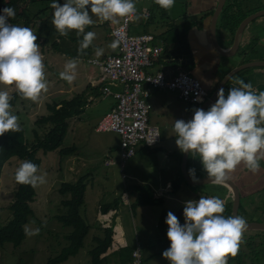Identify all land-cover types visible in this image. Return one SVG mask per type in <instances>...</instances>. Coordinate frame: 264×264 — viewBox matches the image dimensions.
Masks as SVG:
<instances>
[{
  "label": "crops",
  "instance_id": "obj_1",
  "mask_svg": "<svg viewBox=\"0 0 264 264\" xmlns=\"http://www.w3.org/2000/svg\"><path fill=\"white\" fill-rule=\"evenodd\" d=\"M58 2L63 4L65 0H58ZM176 2L178 5L181 4L184 10L178 15H175L172 7L168 10L162 9L155 4L154 0H134L136 14L128 26V34L131 36L151 34L162 43L163 54L153 60L152 66L145 70L147 73L163 72L167 76H173L177 72H187L198 80L207 92V98L200 105H192L179 101L175 93L153 91L150 94L148 98V122L157 127L159 142L154 148L147 149L142 146L135 148L133 156L124 164L122 172L126 178L123 183H121L117 165L104 166L102 162V167L113 170H107V172L93 169L88 174L79 173L84 162L77 154L76 146L84 142L82 137L83 126L87 123L88 128H92L96 132L97 122L110 111L113 105V100L110 97H102L100 93L102 85L98 84V69L87 67L86 70H83L82 65L86 60L85 57L81 58L79 73L76 67L75 80L71 84L62 80L60 76L52 79L45 74L48 89L47 92L42 93L38 102L18 99L11 106L13 114L18 116L20 128L24 129L22 124L27 121L24 113L41 111L38 115L44 116L47 114L46 105L68 101L78 95L86 101L82 112L66 121L67 128L61 146L66 140L70 145L60 147L74 146L75 152L71 156L64 157L62 164L60 161L62 158H60L56 169L44 170L46 172H63L57 183L47 187L48 194H57L56 190L61 183H71L80 176H86L84 202L80 213L88 224L89 231L83 239L82 248L75 255L81 264H90L88 251L93 246V239L101 237L102 230L105 228L112 231V241L104 255L106 264H130V252L135 244L138 245L142 264H169V261L162 256V253L170 246V241L167 238L168 225L165 223L167 213L171 211L183 224V207L185 201L188 200H199L201 196L219 197L225 202L223 215L225 217L231 216L232 193L226 184L214 185L208 182L194 185L186 182L182 177L183 182L179 184L176 190H171L170 184L178 175L182 155L175 143L173 125L175 120L188 121L190 117H193V110L196 108L208 110L217 100L219 89L224 88L225 95H227L231 87L239 86L236 84L237 79L243 80L245 83L250 82L257 92L264 91V0H228V4H231L232 7L229 14L235 18L242 16L243 20L255 12H262L259 17L245 25L238 38L237 47L232 54L229 51L235 30L242 20L234 29L228 25L224 27L219 22V11L214 24V38L217 47L214 48L210 38V21L217 0H175ZM52 3L53 1L37 0L30 6L29 10L33 14L46 15L54 11L51 7ZM145 14L148 16L146 17ZM137 16L139 19L136 18ZM93 20L95 22L86 27L96 33V38L89 49L95 52L96 48H103L104 52H110L93 59H102L107 55L116 54V48L108 47L114 42L109 37V28L114 24L100 22L94 16ZM100 26L105 29L100 30ZM55 37L58 41L69 40L73 43L82 39V36L77 37L76 33L66 37L58 34ZM54 44L55 46L52 44L50 47L53 49L52 52L42 55L43 63L49 62L56 65L57 70L64 71L65 64L60 61V57H64L61 54L64 53L58 50L56 42ZM106 48L110 50L106 51ZM87 61H85L86 65ZM48 66H45L46 70L49 69ZM0 90L8 91L9 95L15 91L13 87L4 85L0 87ZM111 90H116V88L111 87ZM102 98H110L108 111L103 115L94 117L89 113L88 116L86 115L84 119H81L84 110L91 109V104ZM33 130L36 129L31 128V135ZM113 158L107 157V159L116 161L117 155ZM260 163V169L256 173H252L243 164L239 165L230 174L231 178L228 181L233 185L238 195L236 215L244 217L247 223L264 225V160ZM12 166L16 168L17 164L13 163ZM189 169H195V176L198 180L207 178L199 159L192 158L187 154L186 175L188 179L193 181L190 178ZM116 171L118 175L117 186L113 187L110 185L109 179L112 178L111 175L117 176ZM97 175H100L99 180L94 178ZM63 179L64 181H61ZM122 185H124V190ZM137 186H146L152 197L161 200V203L131 208L136 196L132 189ZM87 192L89 194L88 203L85 202ZM122 193L127 196V205L120 200ZM65 198L58 195V204ZM113 201L116 202V206L112 211L104 215L97 212L99 206L110 204ZM38 203L43 204L45 202H37L35 195L30 204ZM59 231H61L59 235L63 247H65L67 243L64 238L69 234L70 229L63 227ZM241 239L246 241L254 239L257 248L262 249L264 247L263 230H245ZM62 243L57 241L55 245L61 250L63 248L61 247ZM241 244L239 243V246ZM7 245L4 244L3 246ZM40 246L46 248L49 244L44 239ZM120 249H128L129 253H123L120 256ZM242 250L244 249L242 248ZM228 264L230 263L228 262ZM257 264H264V258H260Z\"/></svg>",
  "mask_w": 264,
  "mask_h": 264
},
{
  "label": "clouds",
  "instance_id": "obj_2",
  "mask_svg": "<svg viewBox=\"0 0 264 264\" xmlns=\"http://www.w3.org/2000/svg\"><path fill=\"white\" fill-rule=\"evenodd\" d=\"M162 9L174 6L175 0H154ZM51 24L66 37L75 30L79 41L78 52L88 49L96 33L85 32L95 21L118 24L121 19L136 13L134 0H53ZM15 10L0 9V85L13 87L24 100L38 102L47 92L45 65L40 52L38 37L31 28L12 25L10 18ZM139 19V17H136ZM118 41L109 44L115 49ZM103 48H96L101 56ZM76 60H69L59 76L71 84L75 80ZM225 95L220 88L217 100L208 110L196 108L191 120H175L173 132L176 146L182 154L198 158L207 180L223 185L230 174L243 164L256 173L264 160V91L257 92L252 84L237 79ZM8 91L0 90V136L19 132L18 116L11 111ZM38 166L24 161L17 168L15 181L33 188L45 183V176L38 174ZM193 182H199L195 169H189ZM225 202L219 197H204L185 201L184 223L171 211L167 213V238L170 246L162 253L169 264H228V255L235 257L243 232L247 228L244 217H225ZM39 229L34 233L38 234Z\"/></svg>",
  "mask_w": 264,
  "mask_h": 264
},
{
  "label": "trees",
  "instance_id": "obj_3",
  "mask_svg": "<svg viewBox=\"0 0 264 264\" xmlns=\"http://www.w3.org/2000/svg\"><path fill=\"white\" fill-rule=\"evenodd\" d=\"M37 0H0V9L10 7L15 10V17L9 19L10 24H19L24 27H29L34 23L35 18H40L42 15L31 14L29 8ZM51 1V0H42ZM231 4L225 0L222 9L220 10L219 22L222 26L235 28L242 20V16L236 18L230 15ZM41 12L43 10H40ZM44 16V15H43ZM55 46V44H53ZM11 106L18 99H22L16 91L11 95ZM86 101L80 95L74 96L68 101H61L58 103H51L45 106L47 112L44 116H39L33 121L36 127H46L42 134L37 133V129L32 131V140L27 142L24 139L23 130L20 128L19 132H9L0 136V174L3 165L11 158H15L20 166L24 161H31L40 166V159L37 157V152L42 155L56 152L60 158L71 156L75 152V147L60 148L62 140L66 133V121L72 117L78 116ZM16 173V172H15ZM15 173H13L14 189L11 193V201L7 207L10 212V219L2 226H0V248L4 244H9L13 248L21 245L25 238L24 225L29 218L33 217V212L29 207L35 196L34 188L29 185H20L15 181ZM86 176H80L71 183H61L56 192L59 196L66 197L59 202L62 213L54 216V220L61 225V227L69 228L70 232L65 236L66 246L60 252L46 260L44 264H60L68 258L75 256L83 246V239L89 231L88 224L81 216V208L83 206V195L85 190L84 181ZM183 182V178L178 172L176 178L171 182V190L177 189L179 184ZM135 193V199L131 206L139 207L146 205H159L161 200L154 199L149 189L146 186H137L132 189ZM116 206L113 201L110 204L101 205L98 207L99 214H106L112 211ZM112 231L105 228L102 230V236L93 239V246L88 251L90 264H106L104 255L111 244ZM240 246L245 250L240 249ZM239 246L238 253L235 257L228 255V262L230 264H257L260 258H264V247L257 248V243L254 239H248ZM132 251V250H131ZM123 253H129L128 249H120V256ZM131 254V252H130Z\"/></svg>",
  "mask_w": 264,
  "mask_h": 264
},
{
  "label": "rangeland",
  "instance_id": "obj_4",
  "mask_svg": "<svg viewBox=\"0 0 264 264\" xmlns=\"http://www.w3.org/2000/svg\"><path fill=\"white\" fill-rule=\"evenodd\" d=\"M53 1V0H51ZM172 10L175 11V15L183 12V7L181 4L178 5L176 2L172 7ZM53 12L41 16L39 19L35 18L34 23L30 25V28L37 35L38 41L37 43L40 45L41 54L52 52L50 49L51 45L56 42V46H58V50L64 57L69 59H65L64 57H60V61L63 64H66L69 60L75 59L77 64V71L79 73V68L81 67V58L85 57L84 63L82 65L83 70H86L87 67H90L88 64L86 65L87 60H94L95 52L91 49H86L83 52H78L79 42H72L69 40L58 41L56 37L58 33L54 29L51 24ZM33 14V13H31ZM19 25V24H13ZM21 26V25H19ZM100 30L105 29L100 26ZM91 31L88 28L85 29V32ZM76 32L72 30L69 32L70 35H74ZM109 51V48L105 49ZM110 52H103V55L109 54ZM99 56V57H101ZM108 56V55H107ZM100 60V59H98ZM48 66L49 69L46 70L45 74L52 79H55L56 76H59L61 70H57L56 65H53L49 62L44 64ZM55 75H54V74ZM2 85H0L1 87ZM11 95V94H10ZM110 98H102L91 104V109L84 110V115L81 119H84L87 114L91 113V116H99L103 115L108 111ZM41 111H36L35 113H24L26 122H23L22 126L24 139L27 142L32 140L31 128L34 127L37 129L38 134H42L46 127H35L33 122L34 118H37ZM88 116V115H87ZM103 117V116H102ZM84 133L82 137L84 138V142L80 145H77V154L82 158L81 160L84 162V166L80 168L81 174L91 173L93 169L97 170H113L111 168L105 169L102 167V162L107 159L108 156H111L112 159L117 155V146H118V137L113 133H98L94 132L92 128H88L87 123L83 126ZM70 143L66 140L63 145L68 146ZM37 157L40 159V166L38 174L45 176V183L38 185L34 188V193L36 195L37 202H45L38 204H30L29 207L33 212V217L29 218L26 224L24 225L25 238L22 241L21 245L17 248L11 247V245L2 246L0 249V264H44L47 259L56 256L60 249L55 245V243L61 242L62 239L59 235L61 231V225L53 220V216L59 215L62 213V209L57 202L58 195L56 193H49L47 187L50 184H55L58 182L60 177L63 175L62 171H50L46 172L45 169L50 170L51 168L56 169L58 165V161L60 157L56 154V152L47 153L46 155H42L40 152H37ZM106 156V157H105ZM61 164L63 163V158L60 159ZM13 163L17 164L16 168H13ZM19 162L15 158H11L5 163L1 169L0 174V226L4 225L10 219V212L7 210L8 205L11 201V193L14 189L13 182V173L16 172L18 168ZM118 168V167H117ZM52 172V173H51ZM108 172V171H107ZM117 175V171L115 172ZM112 178L109 179V183L111 186H117V176L111 175ZM94 178H100V175L94 176ZM61 181H64L61 180ZM122 183V182H121ZM57 185V184H56ZM49 196V197H48ZM48 197V201H47ZM89 194L88 192L85 195V202L88 203ZM100 203V202H99ZM88 220V218H86ZM36 229H39L38 234H30L34 233ZM45 241L49 244L46 248L41 247V241ZM246 240L240 241V243L245 242ZM63 247V243L61 245ZM244 249V247L240 246V249ZM60 264H81L78 262L76 257H72L67 259L65 262Z\"/></svg>",
  "mask_w": 264,
  "mask_h": 264
},
{
  "label": "built area",
  "instance_id": "obj_5",
  "mask_svg": "<svg viewBox=\"0 0 264 264\" xmlns=\"http://www.w3.org/2000/svg\"><path fill=\"white\" fill-rule=\"evenodd\" d=\"M134 15L109 28V37L119 42L116 54L87 61L90 67L99 71L97 80L102 85V97L113 100L110 111L97 122L95 131L117 135V160L105 159L103 165H117L122 183L126 178L122 172L124 164L133 156L135 148L142 146L150 149L159 142L157 127L148 122L150 94L153 91L175 93L179 101L192 105H200L207 98V92L198 80L187 72L167 76L163 72L151 74L145 71L152 66L155 58L163 54V46L151 34H128ZM111 87L116 90H111ZM126 199V194L122 193L120 200L127 205ZM130 257V264H142L137 244Z\"/></svg>",
  "mask_w": 264,
  "mask_h": 264
},
{
  "label": "water",
  "instance_id": "obj_6",
  "mask_svg": "<svg viewBox=\"0 0 264 264\" xmlns=\"http://www.w3.org/2000/svg\"><path fill=\"white\" fill-rule=\"evenodd\" d=\"M224 1L225 0H217L216 6H215V8L213 10V13L211 15V21H210V38H211V41H212V44H213V47L214 48H217L216 47L215 38H214V24H215V19H216V16L218 15L219 11L222 8V6L224 4ZM261 14H262V12H255V13H253V14L245 17L239 23V25L237 26V28L235 30V34H234V37H233L231 50L229 51L230 54H232L235 51V49L237 47L238 38H239V36L241 34V31L245 27V25L248 22H250L251 20L259 17ZM249 65H251V64H249ZM223 84H224V82H223ZM191 119H192V117H190L189 120H191ZM186 156H187V154H182L181 155V161H180V166H179V172H180L181 176L184 178V180L186 182H190L191 184H194V185H201V184H205V183L210 182V181L207 180V178L199 179L198 180L199 182H195V183L193 181H191L190 179H188V177L186 175V170H185ZM225 184L229 187V189L231 190V193H232L231 216H235L236 215V210H237V204H238V195L236 193L235 188L233 187V185L229 181H227ZM249 229L250 230H254V229L255 230H263L264 231V225H262V224H256V223H247L246 230H249Z\"/></svg>",
  "mask_w": 264,
  "mask_h": 264
}]
</instances>
